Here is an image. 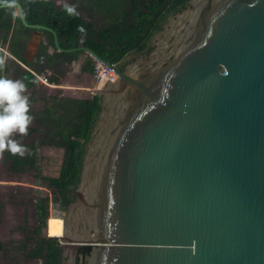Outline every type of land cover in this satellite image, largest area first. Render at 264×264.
Here are the masks:
<instances>
[{"label":"water","instance_id":"95a60500","mask_svg":"<svg viewBox=\"0 0 264 264\" xmlns=\"http://www.w3.org/2000/svg\"><path fill=\"white\" fill-rule=\"evenodd\" d=\"M189 4L124 68L22 20L118 75L75 203L50 209L62 264H264V0Z\"/></svg>","mask_w":264,"mask_h":264},{"label":"trees","instance_id":"16d2710c","mask_svg":"<svg viewBox=\"0 0 264 264\" xmlns=\"http://www.w3.org/2000/svg\"><path fill=\"white\" fill-rule=\"evenodd\" d=\"M89 1L101 3L96 4V10L109 15L111 21L109 27L98 30L94 22L86 21L81 15L69 16L64 8H58L53 0H17V3L21 5L28 24L48 27L57 34L62 49L69 50L84 46L107 62L120 66L127 56L143 54L153 35L162 30L167 18L180 12L188 2V0ZM34 32L35 30L26 27L22 20H14L8 10L0 7V47L9 54L7 56L3 50H0V57L6 58L0 68L4 69L5 77L9 78L12 73L13 78H22L27 87L39 83L31 72L34 71L33 64L24 58L27 44ZM44 34L49 43L47 46H40V53L34 63L41 69L36 73L41 74L44 70L50 69L56 61L72 63L82 54L56 51L54 55H49L48 49L54 47V36L50 32ZM18 62L29 67L31 71L22 70ZM83 70L94 73L93 60L88 58ZM51 80L57 82V79ZM33 101L34 98L31 102ZM102 108V97L98 95L88 99L56 95L50 97L38 113L30 107L29 114L37 125L36 130L40 134V139L36 141L37 145L34 143V147H28L30 150L25 151L23 156L5 151L4 158L9 165V171L14 174H24L34 169L41 178L40 167L37 165L38 147L47 146L64 150L60 177L48 179L56 191L55 203H59L60 196L67 195L63 190L76 188L79 183L86 145L91 139ZM36 130L27 131L28 136ZM38 210L41 215L44 214L43 202L40 203ZM45 252V244L41 240V243L27 252L26 257L44 259L46 264H59L58 240L50 241L47 255Z\"/></svg>","mask_w":264,"mask_h":264},{"label":"rangeland","instance_id":"374dc122","mask_svg":"<svg viewBox=\"0 0 264 264\" xmlns=\"http://www.w3.org/2000/svg\"><path fill=\"white\" fill-rule=\"evenodd\" d=\"M53 1L55 2L58 8H63L64 3L75 5L79 15H81L86 21L94 22L95 27L98 30L110 26L111 21L109 15L107 13L98 12V10H96V4L97 5L101 4L100 2H91L89 0H53ZM38 54L39 52L37 53V55ZM84 56L81 59H84L85 58ZM78 62L79 61H77L74 64L72 63L73 66L77 67L79 65ZM20 65L22 67V70H26L27 68L30 69L24 64L23 65L27 68H25L22 64ZM43 75L38 73L36 74L37 77L38 76L41 77ZM52 76L54 78V75ZM68 83L70 82L62 81L59 87H63V88H59V89L55 87L51 88L50 85L51 86L53 85L51 82L49 86L43 84L45 87L47 86V88L49 87L51 90L41 93L40 97L45 96V99H48L52 96L58 95L60 97L88 99L94 96L92 95L93 93L89 92V90L87 94L85 92L75 93L74 91H70L71 89L68 90L67 87H69L71 84ZM30 104L31 102H29V108H30ZM38 108L39 107L36 106V109ZM41 109L39 110L41 111ZM35 111L36 110L34 109V112ZM18 134L19 133H15V135ZM31 135L32 134L26 137L23 136L22 142L24 144H31V141H33ZM38 136L39 134L36 133L35 137ZM37 144L38 143L35 141V145ZM38 154H39L38 164L40 167L44 166V170H42V175L53 176V177L58 176V169L60 167L61 161L63 160L62 150L53 147L52 148L38 147ZM2 157L3 156H0V224H1L0 232L8 233L9 236L8 239L5 240L4 238L2 239V236L0 235V243L10 247V246H16L17 243H21L25 239L24 233L22 235L23 231L25 232L29 229L36 227L37 221L35 220L34 217V205L37 201V198L46 197L47 188L45 183L40 180V177L35 172L27 173L24 175V177L12 176V174H10L9 171L7 170L8 165L4 161V158L2 159ZM22 211H23V215H22ZM19 213H21V215ZM22 217L24 218L23 220ZM40 234L41 235L43 234V236H45L46 235L45 229L42 230ZM7 242H9V244ZM1 252L3 253V250H0V258L2 257ZM0 264H8V262L6 263L1 260ZM28 264H40V263L29 262Z\"/></svg>","mask_w":264,"mask_h":264},{"label":"flooded vegetation","instance_id":"af4514ba","mask_svg":"<svg viewBox=\"0 0 264 264\" xmlns=\"http://www.w3.org/2000/svg\"><path fill=\"white\" fill-rule=\"evenodd\" d=\"M189 1L190 0H188V2L186 3L185 8H181V11L190 6ZM177 13H179V12H177ZM177 13H175L171 16H174ZM171 16H169V17H171ZM168 18H167V20H168ZM167 20H166V22H167ZM151 49H152V40L149 43V45L147 46V48L145 49V52L143 54H131L130 57H127L126 59H124L125 62L123 64H121L120 66L125 67L124 65L128 64L131 61H134L136 59V56L145 55V54L149 53L151 51ZM91 74L93 76V73H91ZM9 79L16 80L11 75L9 76ZM93 80H94V76H93ZM92 95H95V94L93 93ZM35 126H37L36 123H35ZM36 129H37V127H36ZM36 129L31 128L29 125L28 131L30 132V131H34ZM36 133L39 134V132H37V130H36V132L31 133L32 134L31 137L33 140V141H31V144H24L22 142L23 136L26 137V136H28V134H26V135H24V134L15 135V133H14L12 135V137H13L12 139H15L20 144L23 143L22 144L23 146H27L26 151H29L30 149L28 147H34L35 141L40 139V138H38V137H40V134L38 137H35ZM41 148H45V146L41 147ZM50 148H52V147H50ZM62 152H63V160L61 161L60 167L58 169V176H55V177L43 176L42 170H44V166L40 167L39 164H37L40 167V171H41L40 180L45 183L46 188H47L46 197L45 198H37V201L34 205V217H35V220L37 221V225H36V227H34L32 229H29L25 232L23 231L22 235L24 233L25 239L21 243H17L16 246L8 247V246L0 243V250H3V253L1 252L2 257L0 258V261L2 260L3 262H6V263L8 262V264H28L29 262H38L40 264H46V260H44V259L27 258L26 257L27 252H29L32 248H35L39 242L41 243V240H42L45 244V248H46L45 253L47 255V249H48L50 241H52V240L49 239V236L46 233V231H45V234H46L45 236H43V234L41 235L40 233L42 232V230H44V229H46V227H48V222L50 220V209L54 208L55 211L62 213V214L69 212V209L71 208V206L75 203V201L77 199V190L79 188V184L81 183L80 178H81L82 171L80 172L79 183H78L77 187L73 188V189L72 188L64 189L63 192H65L67 195L65 197L60 196L59 203H57V204L55 203L56 191H55V188L51 186V183L48 179L60 177V174H61V171L63 168L64 155H65V151L62 150ZM7 170L9 171V165H8ZM81 170H82V168H81ZM30 172H35L37 174V172L34 169L28 170L24 174H14V173H11L9 171V173L12 174V176H17V177H24L25 174L30 173ZM68 201H70V202L67 204ZM41 202H43V208H44V214H42V215H41V212L38 210ZM19 214L21 215V213H19ZM22 215H23V211H22ZM23 219L24 218L22 217V220ZM0 235L2 236V239L4 238L5 240L8 239V236H9V234L5 233V232H3V233L0 232ZM7 243L9 244V242H7ZM25 248H27L28 251L25 252ZM59 249H60L59 264H62L63 260L64 261L68 260V257H66V256L62 257V255L64 254V251H62V249H61V243L60 242H59Z\"/></svg>","mask_w":264,"mask_h":264},{"label":"clouds","instance_id":"9594fccd","mask_svg":"<svg viewBox=\"0 0 264 264\" xmlns=\"http://www.w3.org/2000/svg\"><path fill=\"white\" fill-rule=\"evenodd\" d=\"M0 7L8 10L14 20L26 19L17 0H0ZM63 8L69 16L79 15L73 4L64 3ZM5 60L6 58L0 57V65H3ZM25 89L23 81L0 76V152L7 150L13 155L25 154L26 147L11 138L13 133L27 134L32 120L29 114V97L24 94Z\"/></svg>","mask_w":264,"mask_h":264},{"label":"crops","instance_id":"0c3cea01","mask_svg":"<svg viewBox=\"0 0 264 264\" xmlns=\"http://www.w3.org/2000/svg\"><path fill=\"white\" fill-rule=\"evenodd\" d=\"M48 43H49L48 38L46 37L44 32L38 31V32H34L32 34L31 39L27 44L24 58L28 62L33 64L32 69L34 71H31L30 69L25 67L22 63L21 64L25 68H27L26 70H30L34 75L37 74L36 72H40V69H41L40 66H37L34 63V60L37 56V53L38 52L40 53V46L41 45L47 46ZM0 50H3L7 56L9 55L1 47H0ZM56 51L57 50H55L54 47H50L48 49L49 55H54V53ZM84 55L85 54L82 53L76 60H74L72 62L74 64L77 61H79L78 62L79 65L77 67H74L72 63H66V62H62V61H61L62 63H60L59 61H56L55 64L52 65V67H50V69L44 70L43 73H41V74L42 75L45 74L47 77H51L50 79H57V82H52V80H50V82L53 84L52 86L50 85L51 88H53V87H55L57 89L63 88V87H59V85L62 81L63 82H70V83H68V84H71L69 87H67L68 90L71 89L70 91H74L75 93H84L85 92L87 94L88 89H91L94 87V80H93V76L91 73L84 72V70H83L86 62L88 61V57H86L87 55H85V56ZM83 56L85 58L81 59V58H83ZM124 62H125V60H123L121 64H123ZM3 70H4L3 68H0V73H1V76L3 75L5 77ZM10 75L13 77L12 73ZM52 75H54V78ZM19 80L23 81L22 78ZM48 88H47V86L45 87L43 85V83L40 81V79H39V83L33 87H27L26 86L24 94H26L28 97H30L29 102H31L32 98L35 99V101L31 102V104H30V107L32 108L33 111L35 109L36 110L35 112H40L39 109H41V108L43 109L46 100L47 101L50 100V98L45 99V96L40 97L41 93H43L45 91L47 92L48 90H51L50 88L49 89ZM74 92H72V93H74ZM36 106H38L39 108L36 109ZM30 127L34 128V129H36V127H37V126H35V122L32 120L30 123ZM5 151L6 150L0 152V156H3L2 159L4 158ZM4 161H5V158H4Z\"/></svg>","mask_w":264,"mask_h":264},{"label":"built area","instance_id":"2783aa9c","mask_svg":"<svg viewBox=\"0 0 264 264\" xmlns=\"http://www.w3.org/2000/svg\"><path fill=\"white\" fill-rule=\"evenodd\" d=\"M93 60L94 64V87L91 89H88L89 92L94 93L97 90L102 89L107 83L109 82H115L118 79V75L116 72L109 68L108 66L104 65L100 61H97L94 58H91ZM40 81L45 85H50L49 77L43 75L39 77Z\"/></svg>","mask_w":264,"mask_h":264},{"label":"bare ground","instance_id":"6f19581e","mask_svg":"<svg viewBox=\"0 0 264 264\" xmlns=\"http://www.w3.org/2000/svg\"><path fill=\"white\" fill-rule=\"evenodd\" d=\"M47 234L50 237H61L63 236L64 223L63 220L57 217H51L48 222Z\"/></svg>","mask_w":264,"mask_h":264}]
</instances>
